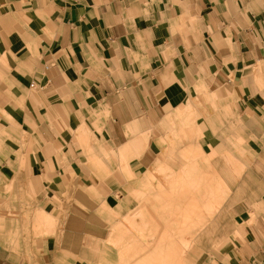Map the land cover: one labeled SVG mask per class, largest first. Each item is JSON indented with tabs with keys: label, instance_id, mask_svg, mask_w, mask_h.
Here are the masks:
<instances>
[{
	"label": "crops",
	"instance_id": "crops-1",
	"mask_svg": "<svg viewBox=\"0 0 264 264\" xmlns=\"http://www.w3.org/2000/svg\"><path fill=\"white\" fill-rule=\"evenodd\" d=\"M193 144L230 194L185 264H264V0H0V264L159 257L136 193L175 191Z\"/></svg>",
	"mask_w": 264,
	"mask_h": 264
},
{
	"label": "rangeland",
	"instance_id": "rangeland-1",
	"mask_svg": "<svg viewBox=\"0 0 264 264\" xmlns=\"http://www.w3.org/2000/svg\"><path fill=\"white\" fill-rule=\"evenodd\" d=\"M201 92V90H198ZM2 111V110H1ZM6 117H8L5 112H3ZM198 131H200L198 129ZM199 135L197 132L193 131L192 137L196 138ZM192 171L190 172L191 175H182V178L179 176L171 175V179L175 180L176 186L174 188L176 189L173 192H167L165 188L163 187L162 183H160V191L153 192L152 188V177L148 178V183H146V187L144 189V192L136 193L137 197L140 199L141 207L138 208V210H135L133 212V218H142L144 224L143 225H136L135 223L129 225V230L138 231L141 234L144 235V237H154L155 235L159 234V246H165L166 250L161 252L159 257L156 256L153 257L152 255H149L148 257H144L143 264H152L153 262H156L157 258H159L158 262L163 264H185V255L182 248L184 247H194L196 244L195 233L201 228L202 225L205 224V222L214 216L217 212L222 210V206H224L227 202V199L229 197L230 191L224 190V188H221V180L223 178H220L218 174H215L212 176L213 172L215 170V166H210L214 162L212 159L213 156L216 155V151L209 155L208 157L204 158V161H200L195 158L198 156V154H202L201 148L198 146H195L193 144L192 146ZM228 157V156H227ZM199 162H205L207 163V168L205 171H202L200 173L199 171ZM229 162L227 159L225 160V164L229 167L234 168V166L229 165ZM242 170V169H241ZM159 171L163 174H166V169H159ZM166 177V175H165ZM164 178V177H163ZM166 178H170L168 175ZM186 179V180H185ZM190 179V185L191 190L189 191L187 180ZM218 179V180H217ZM217 180V181H216ZM220 180V181H219ZM152 181V182H151ZM219 181V182H218ZM151 182V183H150ZM213 185H210L212 184ZM224 182H227L226 180ZM215 183V184H214ZM219 183V184H218ZM6 189L11 190V180L9 182H6ZM150 184V185H149ZM179 186H178V185ZM208 184V185H207ZM164 186H167L164 185ZM217 187V189L215 188ZM223 186V185H222ZM220 187V188H219ZM211 188H213V191H209ZM11 192V191H10ZM212 194V195H211ZM202 196V199L200 197ZM11 198V195L10 197ZM171 201H168V200ZM184 200V201H183ZM61 206L58 209H53L50 213L46 211L47 213L51 214L49 218H40L38 217V213H36V221L38 222L36 224H33V232L35 234H45V233H51L53 232L54 228H58L60 225L62 218L67 213V207L60 203ZM169 204V206H168ZM146 205H149L150 207L147 208ZM159 205V206H158ZM23 210V209H22ZM6 212L9 216L11 214H16L19 216L18 209L14 211L11 208H7ZM56 212V215H55ZM32 211H28L26 213L27 218H29ZM154 218H152L153 216ZM47 217V216H45ZM156 220L160 221H173L172 224H165L166 229H162L164 227L163 225H158ZM179 220H182L180 222ZM154 221V223H153ZM175 221V222H174ZM179 221V222H178ZM24 228V225L20 226V228ZM168 227L171 228L172 235L175 236L176 239L173 240L172 238L168 239ZM18 228V225H17ZM124 230V228H122ZM22 231H25L22 229ZM28 231V230H27ZM174 232V234H173ZM20 231L15 232V237L18 235ZM185 234H191L192 238L191 240H184L183 236ZM165 236V238H164ZM170 236V237H171ZM157 242V241H156ZM164 243V244H163ZM152 246V242L148 240H144V250L145 251L148 247ZM168 247L173 248L168 251ZM128 251H131V248L128 249ZM134 250H132L133 252ZM135 253V251L133 252ZM136 255H130L128 257V262L131 261V259L135 258ZM149 260V261H148ZM129 264V263H128Z\"/></svg>",
	"mask_w": 264,
	"mask_h": 264
},
{
	"label": "bare ground",
	"instance_id": "bare-ground-1",
	"mask_svg": "<svg viewBox=\"0 0 264 264\" xmlns=\"http://www.w3.org/2000/svg\"><path fill=\"white\" fill-rule=\"evenodd\" d=\"M231 163V162H230ZM235 163V162H234ZM234 163H232V164H234ZM230 165V164H229ZM234 166V165H233ZM164 175H166V174H164ZM166 177H167V175H166ZM166 177H164L163 178V180L166 182V181H168V178H166ZM229 178V177H228ZM218 180V179H217ZM216 180V181H217ZM220 181V180H219ZM218 181V182H219ZM225 180L223 179V180H221V183L219 184V186L221 185V188L223 189L224 188V190L226 189V191H230V188H229V186H228V184H227V182H224ZM152 182V181H151ZM150 182V183H151ZM212 183V182H211ZM233 183V182H232ZM208 185V184H207ZM210 185H213V183L212 184H210ZM223 185V186H222ZM220 188V187H219ZM214 189L213 188H211L209 191H213ZM212 195V194H211ZM200 199H202V196L200 197ZM47 218H49V217H47Z\"/></svg>",
	"mask_w": 264,
	"mask_h": 264
},
{
	"label": "built area",
	"instance_id": "built-area-1",
	"mask_svg": "<svg viewBox=\"0 0 264 264\" xmlns=\"http://www.w3.org/2000/svg\"><path fill=\"white\" fill-rule=\"evenodd\" d=\"M48 67H49V65H46V68H48ZM31 86H33V87H37V86L35 85V83H32Z\"/></svg>",
	"mask_w": 264,
	"mask_h": 264
}]
</instances>
